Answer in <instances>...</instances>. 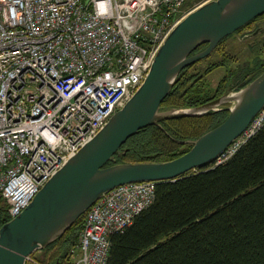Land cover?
<instances>
[{
  "label": "built area",
  "instance_id": "1",
  "mask_svg": "<svg viewBox=\"0 0 264 264\" xmlns=\"http://www.w3.org/2000/svg\"><path fill=\"white\" fill-rule=\"evenodd\" d=\"M211 0H203V3ZM188 0H0V212L10 219L140 87ZM201 3V4H203ZM264 125V107L221 156ZM131 183L87 211L73 264H108L110 236L154 201ZM34 263L31 256L26 263Z\"/></svg>",
  "mask_w": 264,
  "mask_h": 264
},
{
  "label": "trees",
  "instance_id": "2",
  "mask_svg": "<svg viewBox=\"0 0 264 264\" xmlns=\"http://www.w3.org/2000/svg\"><path fill=\"white\" fill-rule=\"evenodd\" d=\"M197 63L180 72L160 109L202 105L228 89L248 84L264 71V66H239L211 95L199 75L191 72ZM219 66L226 65L222 61L211 63L205 73ZM227 116L228 111L221 109L200 117L165 120L160 123L162 128L145 127L120 147L107 166L171 161ZM84 217L41 250L55 259L52 264H61V259L76 248ZM7 221L9 218L0 212V227ZM110 243L108 264H264V125L222 162L173 181L155 183L153 203L122 233L111 235ZM33 256L34 263L28 264H44Z\"/></svg>",
  "mask_w": 264,
  "mask_h": 264
},
{
  "label": "water",
  "instance_id": "3",
  "mask_svg": "<svg viewBox=\"0 0 264 264\" xmlns=\"http://www.w3.org/2000/svg\"><path fill=\"white\" fill-rule=\"evenodd\" d=\"M261 15L264 0H211L189 11L165 38L131 98L47 180L20 214L0 227V264H25L115 187L173 181L215 164L264 107V71L233 94L196 107L166 111L160 109L161 103L183 69L208 57L220 41ZM231 102V107H220ZM221 109L228 111L226 119L191 141V148L181 156L168 162L107 166L139 130Z\"/></svg>",
  "mask_w": 264,
  "mask_h": 264
},
{
  "label": "rangeland",
  "instance_id": "4",
  "mask_svg": "<svg viewBox=\"0 0 264 264\" xmlns=\"http://www.w3.org/2000/svg\"><path fill=\"white\" fill-rule=\"evenodd\" d=\"M201 3H203V0H188L187 4L184 7V12L187 13L188 11L195 9ZM255 27L256 24L253 21H251L244 28L224 38V41L221 43V45L215 52L211 53L208 57H206L204 61H199V63H197V65L194 68H192L191 72L199 75L198 78L201 79L200 81L201 84L204 85V87L210 91L211 95L213 94L217 85L223 80V78L231 74V72H233L234 74L239 66L245 67L248 65V69L264 66V44L261 42H257L258 40L257 38H261V36L260 34L257 33ZM220 61H222L226 66H219L216 67L213 71L209 73H205L207 67L210 66L211 63H217ZM227 68L229 69L227 70ZM233 77H234L233 75L231 76V78L229 76L228 79L229 78L233 79ZM241 86H235L232 89H228V91L225 92L224 94L229 92H231L230 94H233ZM232 105L233 102L223 104L220 107L228 108L231 107ZM185 109L188 108H167L161 110L169 111V110H185ZM236 141H234L230 146H232ZM33 255H35L33 256V258L36 257L39 260H44V264H52V262H54L55 260L52 258L51 259L48 258V254L45 255L43 251H36L33 253ZM77 257H78V251H76L75 248L72 251H70L65 258L61 259V264H66V263L73 264L77 259Z\"/></svg>",
  "mask_w": 264,
  "mask_h": 264
},
{
  "label": "flooded vegetation",
  "instance_id": "5",
  "mask_svg": "<svg viewBox=\"0 0 264 264\" xmlns=\"http://www.w3.org/2000/svg\"><path fill=\"white\" fill-rule=\"evenodd\" d=\"M259 21H261V22H259ZM253 22L256 24L255 28L257 30V33L260 34V36H261V38H257L258 39L257 42H261L264 44V15H261L260 17L255 18L253 20Z\"/></svg>",
  "mask_w": 264,
  "mask_h": 264
},
{
  "label": "bare ground",
  "instance_id": "6",
  "mask_svg": "<svg viewBox=\"0 0 264 264\" xmlns=\"http://www.w3.org/2000/svg\"><path fill=\"white\" fill-rule=\"evenodd\" d=\"M251 122H252V121H251ZM251 122H250V124H251ZM250 124H249V125H250ZM249 125H248V127H249ZM248 127H247V128H248ZM247 128H246V129H247ZM245 131H246V130H245ZM245 131H244V132H245ZM71 157H72V156H71ZM58 170H59V169H57L56 172H57ZM56 172H55V173H56ZM46 182H47V181H46ZM46 182H45V183H46ZM45 183H44V184H45ZM140 183H142V182H140ZM153 183H154V182H153ZM44 184H43V185H44ZM129 184H131V183H129ZM121 186H122V185H121ZM118 187H119V186H118ZM115 188H116V187H115ZM110 191H111V190H110ZM107 193H108V192H107ZM105 194H106V193H105ZM105 194H104V195H105ZM35 195H36V194H35ZM101 197H102V196H101ZM85 213H86V212H85ZM85 213H84V214H85ZM84 214H83V215H84ZM85 215H86V214H85ZM81 216H82V215H81ZM78 239H79V238H78Z\"/></svg>",
  "mask_w": 264,
  "mask_h": 264
}]
</instances>
